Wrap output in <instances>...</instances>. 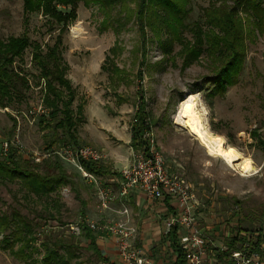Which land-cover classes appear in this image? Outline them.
<instances>
[{
    "label": "rangeland",
    "instance_id": "374dc122",
    "mask_svg": "<svg viewBox=\"0 0 264 264\" xmlns=\"http://www.w3.org/2000/svg\"><path fill=\"white\" fill-rule=\"evenodd\" d=\"M128 5L133 7L131 1ZM206 5L207 0H192L185 23L201 19V8ZM72 8L74 12L67 20H59L58 13H69ZM117 9L115 6L112 16L121 23L103 27L99 3L78 0L74 7L55 3L45 11L35 6V0H0V42L27 39L9 66L24 77V82L17 81V93L5 106L0 104V158L9 142L29 161L38 162L44 157L59 161L67 175L54 191L42 196L28 192L18 178H0V214L10 215L17 210L30 223L36 238L25 251L30 255L26 258L17 252L19 242L7 244L4 240L9 230L0 232V264L38 260L43 255L40 241L44 234L50 231L53 235H67L70 225L81 222L82 215L97 219L104 214L98 208L96 184L83 178L68 160L54 153L43 156L47 143L53 139V130L43 127L38 114L29 113L38 107L48 111L43 100L45 81L34 54L46 53L55 43L64 75L73 89L71 107L75 110L82 106L81 118L75 124L78 145L100 150V162L112 173L98 176L97 185L116 191L120 169L136 151L127 139L141 92L149 113L151 137L168 172L190 184L201 204L195 210L197 226L224 224L232 232L237 227H264V32L246 40L245 56L235 81L226 84L222 92H212L214 74L204 55L185 65L181 45L176 42L163 54L150 31L147 30L144 42L135 19L125 20L124 13ZM183 35L191 39L188 28H184ZM113 66L122 72L113 74ZM140 71L142 75L138 76ZM118 77L122 79L118 81ZM61 90L63 100L69 98L68 92ZM187 94L198 98L209 130L249 158L252 171L243 173L228 166L174 122ZM119 96L123 97L120 103ZM57 132L61 137L60 130ZM62 144L57 140L52 149ZM114 202L119 201L116 198ZM232 221L233 226L229 225ZM202 235L210 237L207 231H202ZM79 240L81 246H86L83 237ZM76 253L71 263L104 264L84 247ZM206 263L214 264L207 257Z\"/></svg>",
    "mask_w": 264,
    "mask_h": 264
},
{
    "label": "trees",
    "instance_id": "16d2710c",
    "mask_svg": "<svg viewBox=\"0 0 264 264\" xmlns=\"http://www.w3.org/2000/svg\"><path fill=\"white\" fill-rule=\"evenodd\" d=\"M78 0H35V6L44 8L45 11L53 8L55 3L70 4L75 6ZM99 3L104 19L102 26L121 23L118 18H113V9L118 7V12L124 13V19L134 18L138 24L140 34L145 42L147 30L155 37L162 53L166 54L174 42L181 45L180 54L183 64H191L204 55L208 68L214 74L212 92H222L226 84L235 81V76L242 66L245 56L246 40L251 39L257 33L264 32V4L262 0H207V5L201 8V19L185 23L192 10V0H82ZM133 3V7L128 2ZM31 6L28 1L26 3ZM69 13H58L59 20H67ZM116 12V11H115ZM112 16V17H111ZM184 28L191 32V39L183 35ZM163 36V37H162ZM150 40V38H147ZM59 42V40H58ZM25 37L12 38L8 43L0 42V104L5 106L16 92L17 81L24 82V77L19 72L9 68L12 56L19 54L26 46ZM58 43H55L44 54L35 53L34 60L41 69L45 81L44 103L48 108L46 113L39 115V122L44 123V128L53 130V139L49 141L45 149L50 152L57 140L63 144L78 145L75 124L81 118L82 106L78 105L74 110L71 107L74 98L70 81L64 75V67L58 57ZM118 74L121 69H111ZM141 76V71L137 73ZM122 77H118L120 81ZM56 81L57 84H54ZM68 92L67 99L63 100L62 90ZM17 93V92H16ZM137 96V106L130 124V146L134 150L146 152L148 141L144 134L150 131L149 113L145 109V101L141 92ZM119 96L117 102H122ZM56 119L54 124L52 120ZM57 130L62 136L58 137ZM7 143L3 157L0 158V178H18L28 192L35 195H46L67 179L66 172L57 160H49L44 157L40 161H29L23 158L17 149ZM83 168L97 176L110 173L107 165L101 162H91L80 159ZM42 170V171H40ZM83 214V213H82ZM85 218L82 215V219ZM9 230L4 238L6 243L19 242L17 252L23 257H30L25 252L36 239L31 232V225L17 210L11 214H0V232ZM241 228L237 227L236 233L225 240L224 248L210 247L220 264H233L230 259L232 250L251 248L259 251L261 234L255 235L253 230H246L245 234H239ZM173 242L177 258L174 264H185V253L180 248L176 228L171 226L167 231ZM86 240V246L80 245L79 237ZM12 243V244H13ZM11 244V243H9ZM11 244V245H12ZM43 255L38 259H30L26 264H80L71 263V259L77 256V251L82 247L88 249L96 257V260L113 264L103 256L96 243L95 233L85 224L80 225L79 233L69 232L67 235L49 233L44 234L40 241ZM33 248L31 247L30 250Z\"/></svg>",
    "mask_w": 264,
    "mask_h": 264
},
{
    "label": "built area",
    "instance_id": "2783aa9c",
    "mask_svg": "<svg viewBox=\"0 0 264 264\" xmlns=\"http://www.w3.org/2000/svg\"><path fill=\"white\" fill-rule=\"evenodd\" d=\"M31 116L43 114L38 107L29 110ZM148 141L146 152L136 150L130 161L120 169V179L116 191L97 185L98 176L83 168L81 160L100 162L102 153L90 145L62 144L43 156L54 153L73 163L83 178L96 184V200L99 211L109 210L110 203L116 198L126 199L133 189L142 191L151 198L171 197L177 201L178 215L169 217L166 231L174 224L183 230L178 235L179 246L185 253L186 264H207L208 241L197 226L194 209L199 200L192 192L190 184L183 178L168 172L161 152L157 149L150 131L144 134ZM6 150V145L4 147ZM38 160V159H37ZM117 216H101L97 219H85L70 225V231L79 233L80 225L85 224L98 235H110L114 238L123 264H151L150 257L134 243L136 227L129 218V210L123 205L116 211ZM230 259L234 264H264V242L259 251L251 248L232 250Z\"/></svg>",
    "mask_w": 264,
    "mask_h": 264
},
{
    "label": "crops",
    "instance_id": "0c3cea01",
    "mask_svg": "<svg viewBox=\"0 0 264 264\" xmlns=\"http://www.w3.org/2000/svg\"><path fill=\"white\" fill-rule=\"evenodd\" d=\"M127 142H130V136ZM111 174L110 172L107 175H103V177L110 176ZM109 179H111V177H109ZM117 199L119 201L118 203H115L114 200L110 203L109 210L102 211V213H104L103 216H117L116 211L125 205L129 210L130 221L135 225L137 230L134 239L135 245L141 248L150 257L151 264H174L177 255L174 250L173 242L167 234L166 223L169 217L178 215L179 209L177 201L167 196L162 198H151L138 189L131 190L126 199ZM200 206L201 204L199 202L194 209V214L195 210L199 209ZM197 214H200V212L197 211ZM229 225L233 226V221L229 222ZM172 226L176 228V237L177 241H179L178 235L180 232H183L184 229L180 228L177 223H174ZM199 228L201 232L207 231L208 234H210V237L206 236L209 243L208 246L219 249L224 248L222 241L236 233L235 230L232 232L231 229L224 224L220 226L204 223L199 226ZM246 230H253L255 235L261 234L262 240L260 243L264 242V227L252 229L242 228L239 234H245ZM95 243L100 253L105 256L110 263L123 264L116 242L112 236L95 234ZM207 252L206 257L208 260L211 259L214 264H220L216 257L211 254L210 250H207Z\"/></svg>",
    "mask_w": 264,
    "mask_h": 264
},
{
    "label": "bare ground",
    "instance_id": "6f19581e",
    "mask_svg": "<svg viewBox=\"0 0 264 264\" xmlns=\"http://www.w3.org/2000/svg\"><path fill=\"white\" fill-rule=\"evenodd\" d=\"M200 105L195 94H187L179 104L174 122L195 136L208 153L218 156L228 166L238 168L243 173L252 171L254 166L249 158L227 144L222 136L209 130L205 110Z\"/></svg>",
    "mask_w": 264,
    "mask_h": 264
}]
</instances>
